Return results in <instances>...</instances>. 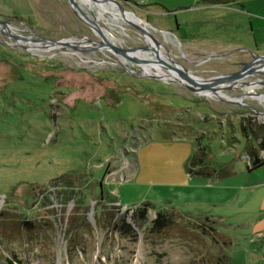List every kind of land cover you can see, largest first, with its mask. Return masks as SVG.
<instances>
[{
	"label": "rangeland",
	"instance_id": "rangeland-1",
	"mask_svg": "<svg viewBox=\"0 0 264 264\" xmlns=\"http://www.w3.org/2000/svg\"><path fill=\"white\" fill-rule=\"evenodd\" d=\"M85 1H75L85 14L99 4ZM115 2L148 23L163 54L150 47L160 57L198 79L264 55V0ZM0 21L31 38L100 41L66 0H0ZM96 22L105 40L138 48L133 56L140 62L82 43L40 49L24 41L29 48L0 29V221L19 226L10 236L0 232V264H257L264 245V161L247 170L246 148L262 158L264 150L242 125L264 131V96L229 102L197 92L202 83L191 89L164 79L155 71L176 74L163 70L136 23ZM242 78L255 86L250 93H264V69ZM220 92L243 95L233 86ZM197 146L215 171L228 173L188 176L185 160ZM58 176L73 179L69 184L87 205L74 207L73 198H64L71 185L57 184ZM100 193L118 199L116 214L135 234L97 228L93 212L118 203H97ZM144 201L151 207L139 229L126 208ZM158 209L173 211L178 223L150 230ZM73 214L81 218L74 241L83 236L82 242L66 240L65 215Z\"/></svg>",
	"mask_w": 264,
	"mask_h": 264
},
{
	"label": "trees",
	"instance_id": "trees-1",
	"mask_svg": "<svg viewBox=\"0 0 264 264\" xmlns=\"http://www.w3.org/2000/svg\"><path fill=\"white\" fill-rule=\"evenodd\" d=\"M242 128L244 129V132L247 134L248 132L254 136V138L257 141V144L259 146L260 149L264 150V131H258L257 127L248 123V124H243ZM204 148L201 146H197L195 147V149L192 151V153L187 157V159L185 160V164H184V170L185 172L188 174V176H205V177H222L224 175H226L228 172L227 171H215V169L213 167H211L205 160L204 158ZM246 154L248 156V164H247V170L261 164L264 161V158L260 157L257 153V151L255 150L254 147H250L248 146L246 148ZM59 180L62 179L61 176L57 177ZM73 179H68V180H64L62 179V181L58 182L57 184H69V183H73L72 182ZM71 186H69L70 188H68V194H66V192L64 193V198H73V204L74 207H77L79 205H87V204H81L80 203V196L77 195L76 193V189L77 186H73V184H69ZM79 187V186H78ZM63 191V190H61ZM61 194V193H59ZM105 199V198H104ZM102 197V194L100 193L97 196V203L103 204L105 205V203L110 199V200H116L117 198H106V200H104ZM118 201V199H117ZM108 207L106 208H101L100 212H96V210L93 212V218H94V224L97 226V228H106V226L112 225L113 228L116 226H118L119 229H127L129 232H131L132 234H135L136 232L129 226L128 222H125L123 219V214L117 213V210H119L120 207V203L118 201L117 204H107ZM114 206V207H113ZM104 207V206H103ZM151 205L148 201H144L141 202L139 205L133 207V208H126V209H131L130 214H131V219L132 221L137 225V227L139 229H142L144 227V222L146 219V211L148 208H150ZM115 208V209H114ZM104 209V210H102ZM74 213V211H73ZM109 214L108 219L107 216H105V214ZM155 217L151 220L150 225L147 226L150 230H156V231H161L163 229H166L168 227L171 226V223L177 222L175 221V219L173 218L174 213L171 210H166V209H158L155 210ZM81 218L77 217V216H68L65 215V236L67 237L66 240L67 241H71V242H82L84 241L83 236H81V239H79V241H74V237H75V231L77 226H79L80 224L77 222L79 221ZM15 220L13 219H6V220H1L0 221V232L3 235H7L10 236V234H14V231H16V229H18V225L17 228L14 225ZM110 223V224H109ZM178 223V222H177ZM176 224L175 225L176 228H178ZM86 225L89 226L88 229L91 228V224L90 222L86 221ZM209 225V224H208ZM211 226V225H210ZM211 228L213 229V226H211ZM178 229L182 230L181 227H179ZM7 258V257H6Z\"/></svg>",
	"mask_w": 264,
	"mask_h": 264
},
{
	"label": "bare ground",
	"instance_id": "bare-ground-1",
	"mask_svg": "<svg viewBox=\"0 0 264 264\" xmlns=\"http://www.w3.org/2000/svg\"><path fill=\"white\" fill-rule=\"evenodd\" d=\"M75 1H81V0H75ZM93 1H97L99 4L94 3L92 5V8L89 9V14L91 16L88 13L86 14L87 16L92 18L93 21L94 20L97 21L98 18H101V19L105 20L106 22H108L110 24L115 23L116 25L121 26V27H122V23L123 22H127V20L128 21L129 20L133 21L134 23H136L143 30L142 32H143L144 41H145L146 45L148 46V48L150 49V51L151 52L153 51L152 53L155 55L156 59H158L159 63H161V65L164 67L163 70H167L168 68H166L162 64V62L166 63L168 65L169 69H170V66L172 65V68L170 69V71H172L173 73L177 72L176 75H179V76L168 75L167 73H165L162 70H159V72L155 71L156 74L161 75L160 77H163L164 79H166V78L169 79V78L174 77V78H179L180 80L183 79V81H185V82H187V81L191 82L193 78L198 79L195 75L186 73L183 70H181L178 66H176L174 64V62H172L170 60V58H167L168 57L167 55H165L164 58L160 57V55H162L163 52H161L159 50L158 46H157V45H159V42H156L154 40V38L151 36L150 28L148 27V23L145 20L140 19L139 17L133 15L130 12H127V11H124V10L123 11L120 10L111 0H93ZM87 2H89L90 5H91V0H87ZM87 2L85 1L84 4L87 3ZM79 7L83 8L81 6V4H79ZM98 9H100L101 11H98ZM105 15L108 17V19L107 18L105 19ZM96 21H94V22L100 28L101 33L96 32L95 30L94 31L97 33L99 39L102 40L103 39V37H102V31L103 30L101 29L102 27ZM0 28L6 30V31H4V33L8 32V31H10V32L12 31V28L7 26V23L5 25L0 24ZM108 30L110 31V29H108ZM162 34L164 35V31H162ZM21 42H22L23 45H25L26 47L30 48V46L28 44L23 43L24 41L22 39H20V41L18 43H21ZM30 42L32 44H35L40 49L44 48V46H42V45H45L46 47H50V48H56L58 46L59 47L60 46L64 47L65 44H72V45L79 44V43L89 44V45L92 44L91 39L89 37H87V39H81V38H78V37H72V38L68 39L67 43H51V42H42V41L35 42L33 40H31ZM96 42H98V41L96 40ZM150 46L155 48V49H157L160 55L155 50H153ZM106 47H107V45L103 41L102 46L99 47V48L104 49ZM47 49H45V50H47ZM137 49L138 48H134L133 50L130 51V54L134 58H137V57L133 56L134 53H140L138 51H135ZM119 56H120L119 60H121L122 62L125 61V59H126L125 56H123L121 54H119ZM123 57H125V58H123ZM138 57H140V56H138ZM129 58H131V57H129ZM149 58H151V57H149ZM230 86L240 88L243 91V95L231 96V95H227V94H224V93L220 92V90L223 87H230ZM254 87L255 86H253V84L243 82V78L239 77V78L232 79V80L219 81L217 83L210 84L208 86H205V85L195 86V88H196L195 90L197 92H199V93H207V94H210V95H212L214 97H219L221 100H225V101H229V102L238 103V101H235V99L236 98H241L243 96H251L253 98H257L260 101V98H262L264 96V93H250V91L247 90V89H251V88H254ZM262 119L264 121V114H262Z\"/></svg>",
	"mask_w": 264,
	"mask_h": 264
},
{
	"label": "water",
	"instance_id": "water-1",
	"mask_svg": "<svg viewBox=\"0 0 264 264\" xmlns=\"http://www.w3.org/2000/svg\"><path fill=\"white\" fill-rule=\"evenodd\" d=\"M120 10L123 11V8L117 3L115 2V0H111ZM66 3L68 4L71 12L73 13V15L78 18L80 21H83L87 24H89V26H91V28L93 30H95L96 32L101 33L100 28L97 26V24L93 21L92 18H90L89 16H87L82 10L81 8L76 4L75 0H66ZM0 24L5 25L6 21H0ZM1 29V28H0ZM9 35L15 37V38H19L22 39L23 41H42V42H51V43H67L69 38H72V36L69 37H60L57 39H47V38H43V37H36V38H31L30 35H22L19 33H15V32H10L8 31ZM78 38L81 39H87V36H76ZM104 43L107 45V47L110 50L116 51L118 53H120L123 56H129L132 57L130 54V51L133 50L135 47H130V48H122V47H118L114 44H112L111 42L105 40L104 38L98 42H96V40H91L92 44L91 47L88 48V46L82 44L81 48L83 49H91V48H97V47H101L102 44ZM146 47V46H145ZM129 49V50H128ZM133 59H135L136 61L140 62L139 60H137L136 58L132 57ZM162 64L166 67L169 68L168 65L164 62H162ZM254 65V66H253ZM264 55H254L252 56L249 60L243 62L242 66L234 71H230V72H225V73H221V74H216L212 77H207L204 79H196L193 78L192 79V83H187L183 80H180L179 78H175V80L183 83L185 86L190 87L191 89L194 88V84L196 83H202V85L208 86L210 84H214L217 83L219 81H225V80H232V79H236L239 77H243L246 76V74L251 73V72H260L262 71L264 68ZM170 70V69H169ZM174 74H177V72H174ZM179 76V75H176ZM194 83V84H193ZM88 219L91 221V223L93 224V219L91 218V216L88 213Z\"/></svg>",
	"mask_w": 264,
	"mask_h": 264
},
{
	"label": "crops",
	"instance_id": "crops-1",
	"mask_svg": "<svg viewBox=\"0 0 264 264\" xmlns=\"http://www.w3.org/2000/svg\"><path fill=\"white\" fill-rule=\"evenodd\" d=\"M259 260L257 262V264H264V245L262 246V248L259 250Z\"/></svg>",
	"mask_w": 264,
	"mask_h": 264
}]
</instances>
